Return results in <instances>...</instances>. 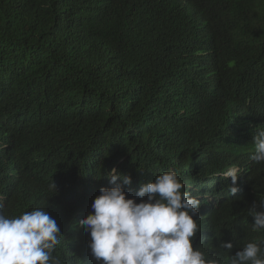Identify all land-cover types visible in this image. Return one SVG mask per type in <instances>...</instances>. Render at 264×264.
<instances>
[{
	"label": "trees",
	"instance_id": "obj_1",
	"mask_svg": "<svg viewBox=\"0 0 264 264\" xmlns=\"http://www.w3.org/2000/svg\"><path fill=\"white\" fill-rule=\"evenodd\" d=\"M257 129L264 0H0V211L16 218L42 197L59 264H101L78 222L113 168L136 203L174 169L201 202L193 247L206 257L227 264L264 241L248 214L264 200Z\"/></svg>",
	"mask_w": 264,
	"mask_h": 264
},
{
	"label": "clouds",
	"instance_id": "obj_2",
	"mask_svg": "<svg viewBox=\"0 0 264 264\" xmlns=\"http://www.w3.org/2000/svg\"><path fill=\"white\" fill-rule=\"evenodd\" d=\"M252 143L254 151L250 159L264 163V129H257ZM240 173L238 167H230L222 174L223 178L231 179L228 184L231 195L238 191L235 185ZM108 175L114 186L101 187L91 204L92 212L78 222L89 234L88 248L98 262L222 264L193 247L199 231L194 217L198 216L201 202L185 189L174 169L141 184L136 197L147 195V199L139 203L133 198L126 199L122 186L131 184L130 176L115 168ZM51 187L54 189L55 185ZM40 200L39 196L16 218L0 211V264H59L52 253L61 243L62 235L56 220L38 204ZM248 214L254 219L252 230H264V200L258 206L254 202ZM221 247L231 250L233 245L221 242ZM227 264H264V241L246 243L234 255L229 254Z\"/></svg>",
	"mask_w": 264,
	"mask_h": 264
}]
</instances>
